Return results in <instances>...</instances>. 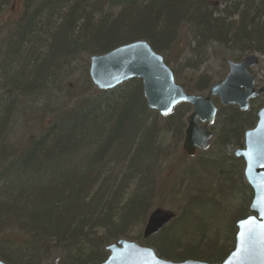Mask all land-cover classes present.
Segmentation results:
<instances>
[{
  "label": "trees",
  "instance_id": "trees-1",
  "mask_svg": "<svg viewBox=\"0 0 264 264\" xmlns=\"http://www.w3.org/2000/svg\"><path fill=\"white\" fill-rule=\"evenodd\" d=\"M229 2L216 10L207 0H25L6 37L10 48L0 59L1 261L42 264L46 260L40 254L62 251L56 264H100L108 256L103 245L118 239L151 245L159 257L174 262L216 264L228 255L235 223L250 213L252 190L239 181L243 160L221 151L242 147L244 132L255 126L264 105L260 97L246 111L218 105L221 126L213 146L221 154L209 161L206 198L193 195L178 218L146 240L127 232L146 222L153 174L167 155L164 141L181 139L190 104L180 103L160 116L147 106L137 78L112 89H94L54 113L47 124H39V112L27 104L44 100L48 92L56 94L66 75L79 70L82 55V79L92 88L87 57L135 40L147 41L168 66V56L182 44L187 62H201L212 44L236 48L244 56L264 55V0ZM0 48L4 51L3 44ZM206 83L201 75L195 85ZM17 104L23 105L18 114ZM18 123L23 125L17 134ZM184 188L194 191L188 183ZM220 201L231 220L224 231L212 232V237L193 225L182 231V238L174 236L192 206L218 208ZM29 252L36 261H24L22 255Z\"/></svg>",
  "mask_w": 264,
  "mask_h": 264
},
{
  "label": "water",
  "instance_id": "water-1",
  "mask_svg": "<svg viewBox=\"0 0 264 264\" xmlns=\"http://www.w3.org/2000/svg\"><path fill=\"white\" fill-rule=\"evenodd\" d=\"M257 63L254 54L240 61L227 59L225 77L211 84L207 95L188 94L175 82L163 56L147 41L135 40L92 55L88 76L99 90L112 89L138 78L147 106L161 116L170 114L182 102L190 104L182 149L188 156H193L196 148L207 150L209 147L212 137L209 128L217 113L212 98H217L222 106L235 105L246 111L250 100L263 93L262 87L256 88V75L248 71ZM256 118L255 126L244 132L243 147L233 153L244 162L243 175L252 190L251 214L236 222L233 249L218 264H264V227H261L264 224V106L257 111ZM200 123H204L203 127ZM174 217L175 213L169 209L155 208L147 218L142 237L148 239L155 235ZM105 251L108 256L100 264H211L190 259L169 261L159 257L152 248L126 239L105 246ZM0 264L6 263L0 260Z\"/></svg>",
  "mask_w": 264,
  "mask_h": 264
},
{
  "label": "rangeland",
  "instance_id": "rangeland-1",
  "mask_svg": "<svg viewBox=\"0 0 264 264\" xmlns=\"http://www.w3.org/2000/svg\"><path fill=\"white\" fill-rule=\"evenodd\" d=\"M229 1L230 0H207V3L212 9L222 10L223 8H227L230 5ZM24 3L25 0H5L0 6V47L2 46V44L4 47V51H1L2 49L0 48V59H3V53H5L6 50H9L10 48V44L7 45L8 38L6 39V37L8 32L10 31V28L14 27L15 24L13 23L18 20L20 14L23 12ZM182 27L185 28V25H183ZM183 46L184 45L182 44L181 47L177 46L172 50V52L168 56L170 62L169 67L172 69V71L176 72L174 74L176 83L182 86L186 92L192 94L207 95L208 89L211 84L222 80L226 75L228 66L225 60L231 59L238 61L244 57V55H241V53L236 48H221L217 47V45L215 44H212L211 50L207 52V57L203 58L201 62H199L196 58H194L190 62H187V59H185V56L187 54L182 52V49L184 48ZM181 53L183 54V57L180 56ZM253 54L257 56L258 63L255 66L251 67L250 72L252 74H255L258 78L256 86L264 87V83L261 82V79H263L264 76V55H260L257 52H254ZM84 62L85 59L82 55L80 59H78L79 64H76L79 70L74 71V74H72L73 76H71L70 78H66L64 82H62V85H60L59 89L56 90V94L48 92L47 94H45L46 96L44 100L38 99L37 101H30L29 104H27L29 105L31 110L34 109V112H36L37 114L39 112V124L49 123L54 113L58 112L59 110H63L64 108L68 109L74 104L75 101L79 100L82 97H86L94 89H96L93 85L92 88L89 87L86 83H84V80L82 79L81 67H83ZM201 75H205L207 78V83L203 88L196 87L195 85L199 76ZM53 97H55V100H52ZM259 97V103L263 102L264 96ZM212 99L218 107V105H220L218 99ZM15 108L16 113L18 114L19 111L23 109V105L20 106L17 104ZM179 110L180 109H177L176 111ZM32 112L33 111H29V113ZM190 112L191 110L185 112V121L183 127L184 130L186 128V117ZM41 113H44V115H40ZM22 125L23 124L18 123V126H16L15 131L17 134L19 133V130L22 129ZM212 126L213 137L210 140L209 148L207 150H199L195 156H188L182 150L184 134L182 135L181 139L178 140V142L176 139H172V137L169 139L167 137L165 139L164 147L166 148L167 155L164 161L161 163L159 169L153 174V192L151 193L150 197V210H147L148 213H150L156 207H162L175 212L176 218H178L180 213L183 212L185 205H189L194 200L193 195H196L199 200H203L206 198V196H203L202 193L203 190L206 189L205 186L208 185L207 178L210 173L209 166H211V163H209V161L213 160L222 152L224 156L228 157L227 154L229 152L233 153L234 150L238 148L241 149L243 147V145L242 147L235 148L228 147L223 149L220 153V149H218L219 147L216 148L215 146H213V142L216 139L215 137L217 134V130H219V127L221 126V117H216L215 123ZM15 136L16 138H19L20 134ZM198 160H205V162ZM185 178L187 182L182 181L185 180ZM239 181L241 184L242 182H246L244 175L242 178L239 177ZM187 183L190 187L194 188V191L186 192L185 188L182 191L181 188H183ZM221 203L222 201L218 202V204H220L218 208L211 207L210 209L205 208L206 206H192L190 215L189 213L188 215H183L184 217H189L180 221L176 226L174 236L182 238V231L193 230V225H196L202 230H207L209 234L215 231L219 233L224 231L225 226L231 220L230 215H227V206ZM144 226L145 223H141L138 225V227L129 229L127 233L131 234V237H135L137 235L142 236ZM105 246H107V244L103 245V251H105ZM144 246L154 249L151 245ZM58 252L62 253V251ZM58 252H50L49 255H44V253L40 254L42 258L46 260L45 263L42 264H56L57 261L59 262L61 254ZM22 257L24 258V261L26 263H28L29 261H36L35 253H25L24 255H22Z\"/></svg>",
  "mask_w": 264,
  "mask_h": 264
},
{
  "label": "bare ground",
  "instance_id": "bare-ground-1",
  "mask_svg": "<svg viewBox=\"0 0 264 264\" xmlns=\"http://www.w3.org/2000/svg\"><path fill=\"white\" fill-rule=\"evenodd\" d=\"M22 13H23V12H22ZM22 13L20 14V16L22 15ZM20 16H19V17H20ZM18 19H19V18H18ZM16 21H17V20H16ZM16 21H15V22H16ZM15 22H14L13 24H15ZM14 26H15V25H14ZM12 29H13V27L10 28V31L8 32V34L11 33V30H12ZM8 34H7V35H8ZM100 54H101V53H100ZM92 55H94V54H91V55H89V56L87 57V70L89 69V59H90V57H91ZM249 55H251V54H247V55H245L243 58H245L246 56H249ZM243 58H242V59H243ZM257 60H258V58H257ZM72 74H74V73L67 74L66 77H67V78H70L71 76H73ZM65 79H66V78H64L62 82H64ZM89 79H90V78H89ZM90 82H91V80H90ZM91 83H92V82H91ZM92 85L94 86L93 83H92ZM94 87H95V86H94ZM95 88H96V87H95ZM96 89H97V88H96ZM97 90H99V89H97ZM212 137H213V134H212ZM153 210H154V209H153ZM153 210H152V211H153ZM152 211H151V212H152ZM171 211H172V210H171ZM151 212H150V213H151ZM150 213H149V214H150ZM149 214H148V216H149ZM148 216H147V218H148ZM146 222H147V220H146ZM146 222H145V224H146ZM143 239H144V238H143ZM3 262H4V261H3ZM4 263H5V262H4Z\"/></svg>",
  "mask_w": 264,
  "mask_h": 264
},
{
  "label": "flooded vegetation",
  "instance_id": "flooded-vegetation-1",
  "mask_svg": "<svg viewBox=\"0 0 264 264\" xmlns=\"http://www.w3.org/2000/svg\"><path fill=\"white\" fill-rule=\"evenodd\" d=\"M251 68H248V70H250ZM200 125H201V127H203V125H204V123H200ZM213 126H211L210 128H209V130L212 132V134H213ZM212 139V138H211ZM200 149H198V148H196L195 149V151H194V155L193 156H195L197 153H198V151H199Z\"/></svg>",
  "mask_w": 264,
  "mask_h": 264
},
{
  "label": "snow or ice",
  "instance_id": "snow-or-ice-1",
  "mask_svg": "<svg viewBox=\"0 0 264 264\" xmlns=\"http://www.w3.org/2000/svg\"><path fill=\"white\" fill-rule=\"evenodd\" d=\"M249 219L251 220V219H254V218H249ZM261 227H264V224H261Z\"/></svg>",
  "mask_w": 264,
  "mask_h": 264
}]
</instances>
